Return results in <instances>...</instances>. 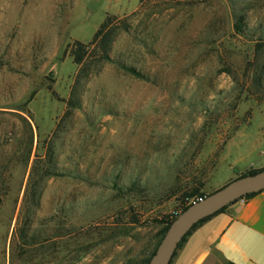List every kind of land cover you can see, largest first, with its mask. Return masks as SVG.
<instances>
[{
    "label": "rangeland",
    "instance_id": "1",
    "mask_svg": "<svg viewBox=\"0 0 264 264\" xmlns=\"http://www.w3.org/2000/svg\"><path fill=\"white\" fill-rule=\"evenodd\" d=\"M252 146L264 0H0V264H146L182 193Z\"/></svg>",
    "mask_w": 264,
    "mask_h": 264
},
{
    "label": "crops",
    "instance_id": "2",
    "mask_svg": "<svg viewBox=\"0 0 264 264\" xmlns=\"http://www.w3.org/2000/svg\"><path fill=\"white\" fill-rule=\"evenodd\" d=\"M263 134V133H261ZM227 140L222 154L227 156ZM256 147L228 162L229 173L224 185L248 168L264 167V150L254 157ZM226 153V154H225ZM264 264V190L255 193L244 203L228 204L221 211L201 222L187 235L176 250L170 264Z\"/></svg>",
    "mask_w": 264,
    "mask_h": 264
},
{
    "label": "water",
    "instance_id": "3",
    "mask_svg": "<svg viewBox=\"0 0 264 264\" xmlns=\"http://www.w3.org/2000/svg\"><path fill=\"white\" fill-rule=\"evenodd\" d=\"M264 189V167L239 175L202 199L190 203L169 224L147 264H170L182 238L203 218L213 215L247 193Z\"/></svg>",
    "mask_w": 264,
    "mask_h": 264
},
{
    "label": "trees",
    "instance_id": "4",
    "mask_svg": "<svg viewBox=\"0 0 264 264\" xmlns=\"http://www.w3.org/2000/svg\"><path fill=\"white\" fill-rule=\"evenodd\" d=\"M112 19H114V16H110L108 18H106V20L99 26V28L96 30V32L94 33L92 39L88 42V43H82L80 41H75L73 46L70 49V55L73 58V61L80 66V68L82 67V65L84 64L85 61V56L87 54V48L89 46H95L97 49L100 50L102 58H106L108 59V55H107V50H108V44L111 40V35L113 33V29L114 27L109 26L111 24ZM126 69L132 71V72H136L133 68L130 67H126ZM260 169V168H259ZM258 169H254V168H248L245 171L241 172L239 175H244V174H252L254 172H256ZM238 175V176H239ZM208 193H204L203 191H201V189L199 187H194L192 188L190 191L187 192H183L181 197H187V198H191V197H197V196H205ZM255 193H247L245 195H243V197H246L247 199L250 198L251 196H253ZM182 205H180V207L178 209H180L181 211L184 210L188 205V201H182ZM225 208V207H224ZM223 209V208H222ZM221 209V210H222ZM219 210V211H221ZM218 211V212H219ZM217 213V212H216ZM212 216V215H210ZM210 216H207L205 218H203L202 220H200L194 227L193 229L198 226L201 222L205 221L206 219H208ZM175 218L174 215H172L171 213H169L168 215L165 216V218L162 220L163 222V227L161 228V230L159 231V236L160 239L163 236L164 232L166 231V229L168 228L169 224L172 222V220ZM192 229V230H193ZM191 232V231H190ZM189 232V233H190ZM188 233V234H189ZM187 234V235H188ZM182 238L181 242L178 245V248L181 246V244L185 241L186 237ZM159 239V241H160ZM158 244V243H157ZM157 246V245H156ZM156 248V247H155ZM155 248L153 249V251L155 250ZM153 251L151 252V254L153 253ZM151 254L147 257V259L145 260V263L147 264L149 261V258L151 256ZM176 254V252L174 253V255ZM227 264H235L231 261L227 262Z\"/></svg>",
    "mask_w": 264,
    "mask_h": 264
},
{
    "label": "built area",
    "instance_id": "5",
    "mask_svg": "<svg viewBox=\"0 0 264 264\" xmlns=\"http://www.w3.org/2000/svg\"><path fill=\"white\" fill-rule=\"evenodd\" d=\"M263 190H264V189H263ZM203 197H204V196L193 197V198H191V199L188 201V203L190 204V203H192V202L198 201V200L202 199ZM246 200H247L246 197L241 196V197L238 198L236 201H237L238 203H241V204H242V203H244ZM180 212H181L180 209H175V210H173V211L171 212V214L174 215V216L176 217Z\"/></svg>",
    "mask_w": 264,
    "mask_h": 264
}]
</instances>
